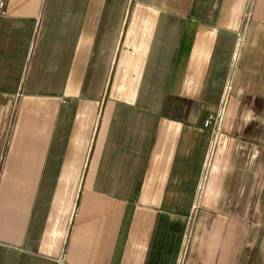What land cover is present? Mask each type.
Returning a JSON list of instances; mask_svg holds the SVG:
<instances>
[{
	"label": "crops",
	"instance_id": "1",
	"mask_svg": "<svg viewBox=\"0 0 264 264\" xmlns=\"http://www.w3.org/2000/svg\"><path fill=\"white\" fill-rule=\"evenodd\" d=\"M0 264H264V0H0Z\"/></svg>",
	"mask_w": 264,
	"mask_h": 264
},
{
	"label": "built area",
	"instance_id": "2",
	"mask_svg": "<svg viewBox=\"0 0 264 264\" xmlns=\"http://www.w3.org/2000/svg\"><path fill=\"white\" fill-rule=\"evenodd\" d=\"M213 119H214V118L211 117L210 119L205 120L204 125H205L206 127H208V126L212 123ZM219 120H220V116L217 115V116L215 117V121L219 123ZM214 142H215V141H214ZM211 157H212V152H210V154H209V159H208V161H207V166L209 165V162H210V160H211Z\"/></svg>",
	"mask_w": 264,
	"mask_h": 264
}]
</instances>
